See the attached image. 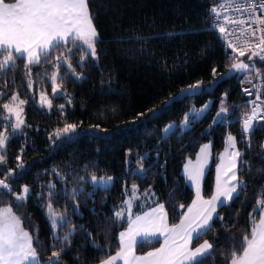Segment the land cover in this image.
Instances as JSON below:
<instances>
[{
    "label": "trees",
    "instance_id": "1",
    "mask_svg": "<svg viewBox=\"0 0 264 264\" xmlns=\"http://www.w3.org/2000/svg\"><path fill=\"white\" fill-rule=\"evenodd\" d=\"M218 1L89 0L99 33V59L78 50V41L76 46L67 45L56 53L62 59L68 56L76 76L82 77L76 79L63 64L59 70L61 92L67 93L71 104L65 96L53 97L46 78L51 75L50 64L29 66L32 88L27 87L26 60L18 59L17 70L0 78V92L5 93L0 98V125L14 123L2 107L12 94L25 101L24 126L15 134L9 128L7 165H0V173L13 170L8 183L16 192L24 185L31 189L22 209L11 196L0 200V209L11 207L21 217L23 227L33 237V246L38 239L43 247V251L37 249L42 258L50 255L54 241L46 199L41 197L47 184L55 183L59 194L52 199L53 208L62 213L67 209L74 226V230L57 229L61 239L64 233L73 232L62 253L64 264H101L120 249L119 236L128 223L125 218L117 219L115 213L124 205L128 191L136 186L142 196L150 193L154 206L164 205L169 225L178 224L194 196L183 175L185 164L195 159L203 144L212 143V163L203 183V196L210 199L215 192L216 163L229 135L235 137L242 153L238 178L244 183L238 187L239 196L218 208L224 219L214 218V230L200 241H209L213 248L199 264H231L233 253L241 254L243 236L259 222V213L253 212L264 194V121H254L250 133L242 131L243 119L250 113L241 89V81L247 77L237 73L226 78L231 54L210 29V10ZM250 62L264 75V63ZM198 81L204 84L200 96L174 100L181 89ZM41 91L52 99L51 109L39 104ZM169 100H173L171 110L150 119L149 110L159 112ZM222 102L229 114L223 122L214 123ZM60 105H64L63 110ZM205 105L208 108L203 117L189 130H176L164 138L161 130L165 125L180 124L186 113ZM66 122L78 125L76 134L57 140L53 133ZM139 157H144L142 163L137 162ZM18 163L24 168H17ZM93 173L97 178L112 177L113 185L106 190L95 188L89 182ZM77 177H83V182L77 183ZM65 188L69 192L83 189L76 197V212ZM160 245V241L139 243L136 254L144 255Z\"/></svg>",
    "mask_w": 264,
    "mask_h": 264
},
{
    "label": "snow or ice",
    "instance_id": "2",
    "mask_svg": "<svg viewBox=\"0 0 264 264\" xmlns=\"http://www.w3.org/2000/svg\"><path fill=\"white\" fill-rule=\"evenodd\" d=\"M237 5L236 11L247 13L248 19L252 24L260 25L261 27L247 29L250 37H255L258 43L251 45L253 49L259 51H252L249 60L252 57H259L261 62H264V0H232ZM247 3L249 7H243ZM254 5V6H253ZM224 4H220L222 9ZM211 13L214 21V27H218L221 33L225 32L223 24L229 19L228 16H221L217 7L211 8ZM94 17L89 9V0H15V2H6L0 0V78H5L11 71H16V61L18 59L26 60L25 75L29 77L27 87L32 88L33 81L31 79L32 69L31 65H38L41 68L45 65H51V75L46 76L50 81L53 97L59 95L67 97L66 92L59 91L63 78L59 75V70L62 66H66L71 70L72 74L76 76L75 69L68 62L69 57L57 55L67 45L76 46V41H80L81 45L77 46L80 51H87V54L94 59H99L96 53V45L99 43V33L93 22ZM233 22H236L233 19ZM239 23L244 24V20ZM257 33H260L257 35ZM248 43V41H246ZM86 46V47H85ZM228 46L236 49L231 41ZM71 51V48L68 49ZM244 55V51L240 52ZM229 71L242 73L248 78V82L252 83L250 74H255L258 78L261 77L260 70L256 68L255 64L246 63L243 61L236 62L237 57L233 56ZM83 61H81V64ZM39 71V68L37 69ZM213 69V75H215ZM60 80L58 84L57 81ZM76 79H82L76 76ZM264 79V78H262ZM202 81L191 84L187 89H181L180 94L174 100H181L185 97L196 95L202 91ZM264 86V85H262ZM254 88L260 86L253 85ZM248 95H252L250 89L244 90ZM5 93L0 92V98H3ZM226 99V94H225ZM18 101V103H17ZM67 102L71 104V98L67 97ZM259 102V103H258ZM24 100L19 99L18 94H12L8 102L3 103L2 107L9 113L14 114L15 123L10 125H0V165H7L6 147L9 142L7 132L9 128L15 134L22 126L24 120L20 116L22 111L19 105H23ZM173 100L165 102L163 108L159 112L149 110L152 112L150 119L159 118L171 110L170 105ZM264 100L261 99L259 93L256 94L255 99L249 101L251 111L246 114L243 119L244 133H249L254 130L253 121L264 119L261 112V104ZM39 104L43 107L47 105L48 109L52 108V99L41 91L39 93ZM63 110L64 105L59 106ZM207 109V105L203 108H193L190 113H186L180 124L170 123L161 130L164 138L174 134L176 130L186 131L191 128V124L200 120ZM228 113V107L222 102L219 111L217 112V122H223L225 115ZM139 113L138 116H143ZM191 117V120L189 119ZM9 117H5L8 119ZM78 125L73 123H65L62 128H57L53 135L57 140L64 137L70 139L72 135L76 134ZM52 137L50 136L49 139ZM228 143L230 151L228 152L230 162L227 165L226 173H230L229 178L223 184L217 181L215 194L210 199H204L200 192V178L202 176L203 164L200 162L201 158L207 159V149L209 145H205L201 149V156L198 158V163L195 166H185V171L188 179L196 186V200L183 214L179 224L169 226L167 223V212L163 204H157L150 212L145 213L144 216H137L132 221L127 233L120 234L121 244L124 243L125 237L128 238V244L122 248L121 252L109 259L103 260L101 264H113L114 261L123 260L124 264H199L205 256L210 255V250L213 244L207 240L200 241L205 235L214 230L212 223L214 217L217 221H222L224 217L218 213V208L226 207L228 202L233 200V194L237 196V188L244 182L239 180L237 174V161L242 156V153L236 148L235 137L229 135ZM250 146V145H249ZM23 150H21L22 152ZM20 160V155L16 157ZM144 157H139L138 163H142ZM17 168L23 169V163H18ZM142 170V169H141ZM54 174L64 179L63 176L56 170ZM14 175L12 169L7 172L0 173V200L6 196H11L16 202L17 208L22 209L31 195L29 186L24 185L20 192H16L8 183L10 177ZM83 177H77V183L83 182ZM112 177H101L97 180L93 173L90 177V183L93 185L103 186L105 190L111 183ZM236 182V183H233ZM46 192L41 193V197L46 199L47 215L51 222L53 229L54 241L50 255L41 257L38 248L43 251V247L36 240V247L33 246V237L23 227L21 217L16 215L11 207L0 209V264H64L62 253L65 248L70 245L73 232L69 231L61 236L57 234V229L69 228L74 230L68 216L67 209L64 212H58L53 208L52 199L58 197L59 194L55 191L56 184L49 183L45 186ZM135 190V189H134ZM83 189L77 190L73 188L70 192L65 188V195L73 203V212L78 210V203L76 197L82 194ZM148 196V193H145ZM183 207V205H181ZM259 213V222L254 225L247 235L243 236V247L240 249L239 256L233 253L231 264H264V194L256 201V208L253 214ZM117 219L122 218L123 212L115 213ZM140 234L144 237L148 236H163V246L156 251L148 252L145 256L133 255L135 246L134 236ZM196 241L193 247V241ZM59 245V246H58ZM132 256L129 260L128 257Z\"/></svg>",
    "mask_w": 264,
    "mask_h": 264
},
{
    "label": "built area",
    "instance_id": "3",
    "mask_svg": "<svg viewBox=\"0 0 264 264\" xmlns=\"http://www.w3.org/2000/svg\"><path fill=\"white\" fill-rule=\"evenodd\" d=\"M223 3L224 7L221 9L220 4ZM254 6V5H253ZM214 7L218 8V11H220L221 16H228L232 19H229L227 22L223 24L225 27V32L221 33L218 29V27H214V24L216 23L212 17L211 14V22H210V29L214 32H216L219 37L221 38L224 46L226 49L230 52L231 57L235 56L237 57L236 62H246L252 64L250 61L257 60L259 62V57H252L251 60H249V57L252 54V51H259V49H253L251 45H254L258 43V40L255 37H250L248 35L247 29L249 27L257 28L261 27L257 24H252L251 21L248 19L247 13H241L236 11L237 5L232 2V0H219ZM243 7H249L247 3L243 4ZM233 19L236 22H233ZM244 20L245 23L241 24L239 23L240 20ZM260 33H257L259 35ZM231 41L232 45L235 47L236 51H233L232 47L228 46V42ZM248 41V43H246ZM244 51V55H240V52ZM264 63V62H261ZM261 77L258 78L254 73L251 74V80L252 83L248 82V78H244L241 81V89L242 93L246 99V104L249 106L251 111V106L248 104L249 101H252L255 99V96L257 93L261 95V99L264 100V75L263 72L260 70ZM253 85L260 86L258 88H254ZM250 89L252 91V95H248L244 90ZM259 103V102H258ZM261 108L264 109V103L261 104ZM261 116H264V111L261 112ZM259 121H264V119H260ZM257 121V122H259Z\"/></svg>",
    "mask_w": 264,
    "mask_h": 264
},
{
    "label": "rangeland",
    "instance_id": "4",
    "mask_svg": "<svg viewBox=\"0 0 264 264\" xmlns=\"http://www.w3.org/2000/svg\"><path fill=\"white\" fill-rule=\"evenodd\" d=\"M80 44H81V42L80 41H78ZM86 47V46H85ZM59 91H62L61 89H59ZM57 95H59V92L57 93ZM17 103H18V101H17ZM19 108L22 110L21 112H20V116H21V118L24 120V104L23 105H19ZM207 108H208V106H207ZM8 114V116L10 117V118H12L13 119V121H14V123H15V117H14V114H12V113H7ZM228 114L229 113H227L226 115H225V117H227L228 116ZM13 123V124H14ZM253 123H254V121H253ZM250 133V132H249ZM205 145H209L210 147L207 149V152H208V155H207V159L206 160H204V159H202L201 158V163L203 164V168H202V176H201V178H200V192H201V195L203 196V183H204V179H205V176L207 175V173H208V171H209V168H210V165H211V163H212V143L211 142H208V143H205V144H203L202 146H201V148H200V150H199V152H198V154H197V156L195 157V159H193V160H188L187 161V163L185 164V166L186 165H189V161H191V166H195V165H197V163H198V158L201 156V149L202 148H204V146ZM236 148H237V146H236ZM230 151V150H229ZM228 161V160H227ZM239 161V160H238ZM221 158H220V160L216 163L217 165H216V176H217V171L219 172V174H220V171H221V168H220V166H221ZM226 169H227V167H226V164H225V166H224V168H223V177H222V179H221V181H220V183L221 184H223L224 183V181H226L228 178H229V176L231 175L230 173H228V174H225L226 173ZM237 174H238V163H237ZM183 175H184V177H185V179H186V181H187V184L189 185V187L192 189V191H193V193H194V196H193V200H192V203L196 200V186H195V184L191 181V180H189L188 179V175H187V173H186V171H185V167L183 168ZM228 176V177H227ZM106 179V178H105ZM97 180L99 181L100 180V178H97ZM233 183H236V182H233ZM113 185V179L111 180V183L108 185V187H111ZM95 188H104L103 186H99V185H93ZM107 187V188H108ZM135 189V190H134ZM237 192H238V190H237ZM236 196V194L234 193L233 194V197H235ZM203 198H204V196H203ZM141 199H144V203H141L140 201H141ZM205 199V198H204ZM154 198H153V196L150 194V193H148V196H145V194H144V196H142V194H141V192L139 191V189L136 187V186H134V187H132L129 191H128V194H127V197H126V201H125V203H124V205L123 206H121V208H120V210L119 211H121V212H123V216H122V218L121 219H123V218H125V220H126V222L128 223V226H127V228L122 232V233H127L128 231H129V229H130V227H132L133 225H132V221H134L135 220V218L137 217V216H144L145 215V213H147V212H150L154 207H156V206H154ZM192 203L190 204V206L192 205ZM229 203V202H228ZM189 206V207H190ZM188 207V208H189ZM186 212H187V210H186ZM185 212V213H186ZM182 218H183V216H182ZM181 218V219H182ZM181 221V220H180ZM167 223H168V219H167ZM180 223V222H179ZM178 223V224H179ZM168 225H169V223H168ZM170 226V225H169ZM141 239H153V240H155V241H160L161 240V242L163 241V236H155V237H153V236H148V237H144V236H142V235H140V234H136L135 236H134V240H135V242H140L141 241ZM152 240V241H153ZM121 243V241H120V236H119V244ZM128 244V238L127 237H125V240H124V243L123 244H121L122 245V248H124L126 245ZM139 244V243H138ZM137 244V245H138ZM137 247V246H136ZM122 248H121V246H120V249H119V251L117 252V253H119V252H121V250H122ZM116 253V254H117ZM115 254V255H116ZM136 254V248H134V251H133V255H135ZM115 255H113V256H115ZM136 256V255H135ZM128 259L129 260H131L132 259V256L130 255L129 257H128ZM119 262H122L123 264H124V261L123 260H117V261H114L113 262V264H118Z\"/></svg>",
    "mask_w": 264,
    "mask_h": 264
},
{
    "label": "crops",
    "instance_id": "5",
    "mask_svg": "<svg viewBox=\"0 0 264 264\" xmlns=\"http://www.w3.org/2000/svg\"><path fill=\"white\" fill-rule=\"evenodd\" d=\"M229 150H230V148H229V143H228V139H227V143H226V147H225V150H224V152H223V154H222V156H221V166H220V168H221V171H220V174H219V172L217 171V176H216V186H215V192H216V187H217V181H218V178H219V182L221 181V179H222V177H223V168H224V166H225V164H226V167H227V165H228V163L230 162V160H229V156H228V152H229ZM228 160V161H227ZM237 163H238V161H237ZM228 177V176H227ZM237 190H238V188H237ZM215 192H214V194H215ZM165 209V208H164ZM215 218V217H214ZM153 239H141V241L140 242H138V243H144V242H155V240H153ZM160 242H161V240H160ZM137 242H135V246H134V248H136V246H137V244H138ZM120 246H121V248H122V245H121V243H120ZM163 246V241L161 242V245L158 247V248H160V247H162ZM157 248V249H158ZM157 249H155V250H152V251H150V252H153V251H156ZM133 251H134V249H133ZM211 251V250H210ZM148 253V252H147ZM147 253L146 254H144V255H138V254H135L137 257H139V256H145V255H147ZM118 264H123L122 262H119Z\"/></svg>",
    "mask_w": 264,
    "mask_h": 264
},
{
    "label": "water",
    "instance_id": "6",
    "mask_svg": "<svg viewBox=\"0 0 264 264\" xmlns=\"http://www.w3.org/2000/svg\"><path fill=\"white\" fill-rule=\"evenodd\" d=\"M235 74H237V73H236V72H230V71H229V73L227 74V77H226V78H230V77L234 76ZM203 88H204V84H202V91H201V93L196 94V95H191V96L185 97V98H183V99H181V100H184V99H186V98H194V97L200 96V95L202 94V92H203ZM186 89H187V88H186ZM179 94H180V93H179ZM179 94H178V95H179Z\"/></svg>",
    "mask_w": 264,
    "mask_h": 264
}]
</instances>
